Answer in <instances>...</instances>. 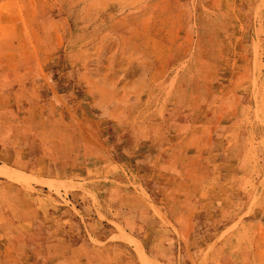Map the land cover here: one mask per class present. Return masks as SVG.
Here are the masks:
<instances>
[{
	"label": "rangeland",
	"instance_id": "rangeland-1",
	"mask_svg": "<svg viewBox=\"0 0 264 264\" xmlns=\"http://www.w3.org/2000/svg\"><path fill=\"white\" fill-rule=\"evenodd\" d=\"M0 264H264V0H0Z\"/></svg>",
	"mask_w": 264,
	"mask_h": 264
}]
</instances>
